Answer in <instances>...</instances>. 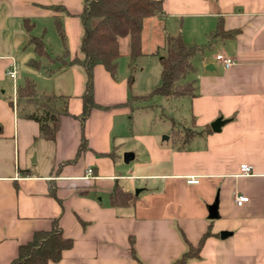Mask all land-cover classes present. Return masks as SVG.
Segmentation results:
<instances>
[{
    "label": "crops",
    "instance_id": "1",
    "mask_svg": "<svg viewBox=\"0 0 264 264\" xmlns=\"http://www.w3.org/2000/svg\"><path fill=\"white\" fill-rule=\"evenodd\" d=\"M162 1L166 14L145 21L143 57H164L167 36L201 48L187 78L195 95L166 100L188 99L186 129L225 121L219 132L211 127L185 146V132L173 130L163 142L154 133L125 135L133 109L126 51L117 80L95 67L93 95L102 107L81 122L85 72L56 59L66 50L67 62L83 57L84 0H0V264H10L54 220L72 245L48 264H174L208 231L200 257L184 264H264V0ZM52 23L57 36L45 27ZM29 35L43 39L47 58L37 55ZM218 55L234 65L225 68ZM34 60L39 69L28 65ZM26 80L38 96L67 98L54 142L11 105ZM57 106L64 109L62 98ZM128 152L134 158L126 163ZM243 164L252 166L250 176L241 175ZM115 185L134 202L113 206ZM234 195L249 201L239 206Z\"/></svg>",
    "mask_w": 264,
    "mask_h": 264
},
{
    "label": "trees",
    "instance_id": "2",
    "mask_svg": "<svg viewBox=\"0 0 264 264\" xmlns=\"http://www.w3.org/2000/svg\"><path fill=\"white\" fill-rule=\"evenodd\" d=\"M165 6L162 0H84L83 11L80 15L83 28L80 51L82 59L69 58L68 50L57 61L69 66H79L85 72V91L82 95L84 107L80 120L84 123L94 108L102 107L94 100V69L102 65L114 80L119 73V60L124 56L122 41H127L129 62L128 83L135 81L136 64L145 55L143 51V30L145 21L153 17L164 16ZM30 32L31 26L25 22ZM60 37L65 43L60 22H57ZM30 34V33H29ZM221 35V32H217ZM226 35V34H225ZM29 42L34 45L35 52L41 58H47L48 51L42 38L29 35ZM166 55L159 62L161 66V84L149 95L137 96L134 99L147 100L154 96L165 99L193 97L195 87L193 81H187L196 69L192 60L201 51L196 45L185 43L181 35L167 36ZM29 66L39 69L41 61H30ZM62 98L64 109L58 108ZM57 96H38L32 81L26 80L24 85L17 88V100L11 101L19 115L25 119L34 120L40 126V137L54 142L60 127V117L67 115V98ZM104 109H106L104 107ZM211 132V127L197 130L187 129L182 145L188 144L190 139L199 134ZM85 149L83 138L80 151ZM112 157V153L108 154ZM134 194L126 192L119 185H115L110 199L113 206H127L134 202ZM212 234L208 231L202 236L197 246L188 245L187 251L174 264H184L188 260L199 258L206 240ZM72 241L63 236L58 220H54L50 230L34 233L33 238L21 245L17 257L10 264H48L61 260L64 250L69 249Z\"/></svg>",
    "mask_w": 264,
    "mask_h": 264
},
{
    "label": "rangeland",
    "instance_id": "3",
    "mask_svg": "<svg viewBox=\"0 0 264 264\" xmlns=\"http://www.w3.org/2000/svg\"><path fill=\"white\" fill-rule=\"evenodd\" d=\"M42 27L44 26L41 25L40 28ZM45 27L47 28L48 33L53 34L55 32L54 34L57 36V26L54 27V24L52 23V25ZM34 34L38 35L37 31H35ZM122 44L125 46L127 41H122ZM124 46L122 47V52L124 53V51H126L127 54L128 49ZM159 59L160 58L156 56H148L147 58L143 57V59L138 61L134 72L135 81L131 86L132 98H135L136 96L149 95L155 88L160 86L161 66L159 64ZM143 68L144 71L142 72L141 69ZM132 98V120L128 122L126 130L124 128V131H126L125 135L129 138L132 135L131 133H137L139 135L154 133L157 138L163 142L167 138L171 137L174 131L179 134H183V132L187 131L184 119L190 117L187 105L188 99H186L187 101H185V99L181 101H176V99L168 101L163 97L154 96L151 99H142L138 101L137 99ZM130 128L132 129V132ZM198 140L199 138H197L196 141ZM125 142H129L127 144L128 146L131 145L130 141L127 140ZM199 144L200 143L198 141L195 145H193V147L198 148L200 147Z\"/></svg>",
    "mask_w": 264,
    "mask_h": 264
},
{
    "label": "built area",
    "instance_id": "4",
    "mask_svg": "<svg viewBox=\"0 0 264 264\" xmlns=\"http://www.w3.org/2000/svg\"><path fill=\"white\" fill-rule=\"evenodd\" d=\"M216 59L218 62L222 63L225 68H230L234 65V60H232L231 58L225 57L223 55H218L216 57ZM9 74H10L11 78L16 77L15 72H9ZM240 171H241V175L250 176L253 172V168L249 164H243V165H241ZM93 173H94L93 168H88L86 170L87 176H92ZM188 183L189 184H196V183H198V181L197 180H190V181H188ZM234 200L239 206H242L244 203H247L249 201V198L245 197V196L234 195Z\"/></svg>",
    "mask_w": 264,
    "mask_h": 264
},
{
    "label": "water",
    "instance_id": "5",
    "mask_svg": "<svg viewBox=\"0 0 264 264\" xmlns=\"http://www.w3.org/2000/svg\"><path fill=\"white\" fill-rule=\"evenodd\" d=\"M224 123H225V121L224 120H222V118H219V119H217L216 121H214L212 124H211V127H212V130L214 131V132H219L220 130H221V127L224 125ZM133 158H134V154L133 153H131V152H128V153H126L125 155H124V161L126 162V163H129L131 160H133ZM136 193H138V191L136 192ZM218 203L216 202L213 206H211L210 207V218L211 219H215V218H217V216H218V214H217V205ZM227 233H222L221 234V237L222 238H225V237H227Z\"/></svg>",
    "mask_w": 264,
    "mask_h": 264
}]
</instances>
